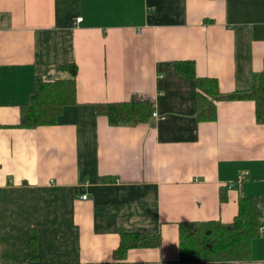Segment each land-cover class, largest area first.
<instances>
[{
	"label": "crops",
	"instance_id": "1",
	"mask_svg": "<svg viewBox=\"0 0 264 264\" xmlns=\"http://www.w3.org/2000/svg\"><path fill=\"white\" fill-rule=\"evenodd\" d=\"M185 59L223 92L251 87L264 0H0V264L111 261L122 233L156 230L160 245L127 261L180 264L181 221L230 222L241 196L264 197L254 100H217L199 121L195 81L173 65ZM68 61L77 102L54 124L21 126L35 76L71 77L57 68ZM134 94L154 102L151 121L97 112ZM251 250L233 264H264V228Z\"/></svg>",
	"mask_w": 264,
	"mask_h": 264
},
{
	"label": "trees",
	"instance_id": "2",
	"mask_svg": "<svg viewBox=\"0 0 264 264\" xmlns=\"http://www.w3.org/2000/svg\"><path fill=\"white\" fill-rule=\"evenodd\" d=\"M173 65L177 72L195 81L196 116L199 121L216 118L217 100L252 99L256 119L264 123V70L254 72L251 87L223 92L216 78L197 75L193 60H175ZM57 68L68 71L71 77L47 80L36 75L27 101L21 104V126L54 124L66 105L77 102V64L73 61L62 62L57 64ZM96 109L99 114L106 115L111 124H139L151 121L154 102L134 94L127 100L97 103ZM221 198L226 197L221 194ZM263 222L264 197L256 194L239 198L238 212L230 222L216 219L181 221L177 262L233 264L248 261L252 259V241L261 234ZM160 243V230L125 232L114 249L113 260L86 264H143L140 261H127L128 250L134 247H158Z\"/></svg>",
	"mask_w": 264,
	"mask_h": 264
},
{
	"label": "built area",
	"instance_id": "3",
	"mask_svg": "<svg viewBox=\"0 0 264 264\" xmlns=\"http://www.w3.org/2000/svg\"><path fill=\"white\" fill-rule=\"evenodd\" d=\"M77 20H81V17H78ZM157 114H158V113H157L155 110H154L153 113H152L153 116H157ZM243 177H244V175L241 176L240 179H242ZM232 184H233V182L230 183V185H232ZM86 196H87L86 194L83 195L84 198H86ZM263 228H264V224L261 226V230H262Z\"/></svg>",
	"mask_w": 264,
	"mask_h": 264
}]
</instances>
